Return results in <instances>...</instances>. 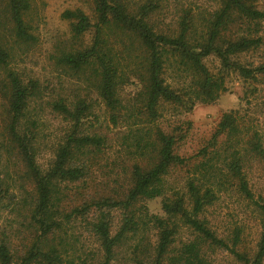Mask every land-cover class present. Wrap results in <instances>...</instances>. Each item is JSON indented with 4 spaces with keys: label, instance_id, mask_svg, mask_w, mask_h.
Instances as JSON below:
<instances>
[{
    "label": "trees",
    "instance_id": "1",
    "mask_svg": "<svg viewBox=\"0 0 264 264\" xmlns=\"http://www.w3.org/2000/svg\"><path fill=\"white\" fill-rule=\"evenodd\" d=\"M34 15L32 0H0V211L17 222L0 227V264H215L218 252L264 264V199L244 169L264 164L250 103L260 94L264 104V0L63 9L67 31L46 54L57 81L74 85L63 92L16 67L37 43ZM229 75L244 83L243 105L222 111L204 142L179 155L190 122L177 118L213 103ZM126 85L133 92L122 94ZM94 103L112 134L94 125ZM45 115L61 127L41 165ZM221 195L245 201L257 225L252 247L243 225L211 226L207 212ZM153 199L158 213L146 203ZM86 236L93 248L80 243Z\"/></svg>",
    "mask_w": 264,
    "mask_h": 264
},
{
    "label": "rangeland",
    "instance_id": "2",
    "mask_svg": "<svg viewBox=\"0 0 264 264\" xmlns=\"http://www.w3.org/2000/svg\"><path fill=\"white\" fill-rule=\"evenodd\" d=\"M136 1V0H129ZM168 5H172L174 1H189V0H167ZM197 4H204L207 0H192ZM34 17L37 22L35 27V35H37V43L25 55L15 58L17 68L23 69L28 75L38 77L41 82L49 81L50 89L53 91H60L63 88L67 91L73 87L71 83L61 79L59 82L54 76V73H50V68L47 64L46 54L51 50L54 41L59 38H63L67 31L66 21L60 18V13L63 9L79 7L85 13L91 14V0H32ZM170 8L164 10L160 15L166 22L170 18ZM264 24V23H263ZM252 56V53L245 54L244 57ZM14 63V64H15ZM207 64L210 68L216 66V62L213 59H209ZM226 90L221 92L218 98L210 104L196 103L193 108L177 119L188 120L190 126L186 131L184 138L177 144L176 152L179 155H189L193 153L209 136L211 133L217 117L222 111L229 109H236L243 105L241 99L244 89V83L234 75H229L226 79ZM59 88V89H58ZM135 89V85H126L121 88V93H131ZM261 95H263L261 93ZM259 95L250 99L252 108H254L253 120L264 131V104H261ZM91 98H94L91 95ZM257 98V99H256ZM255 104V105H254ZM93 111L98 114L97 122L94 125L102 132H108L112 134L113 129H110L109 124L105 120L104 113L100 103L93 104ZM42 140L40 145L39 155L37 157L38 163L41 165L50 157L48 146L56 139L61 124L58 119H55L49 115H45L42 118ZM108 125V126H107ZM248 185L254 195H260L264 199V164L255 160L249 161L244 167ZM99 174V173H98ZM180 174V173H179ZM179 174L173 172L170 180L177 179ZM151 212H159L158 199H153L146 202ZM245 201L238 199L234 195H221L219 199L208 209V218L211 226L217 230L218 233L224 231L226 227L233 223L243 225V242L247 247H252L257 236V225L249 208L245 206ZM15 215L6 211H0V227L9 226L14 229L17 227ZM11 229V231H13ZM80 243L85 248H93L94 243L87 236L81 239ZM215 264H233L231 258L225 253H215L212 255Z\"/></svg>",
    "mask_w": 264,
    "mask_h": 264
}]
</instances>
